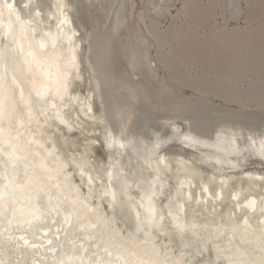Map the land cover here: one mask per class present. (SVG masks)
<instances>
[{"label": "bare ground", "instance_id": "1", "mask_svg": "<svg viewBox=\"0 0 264 264\" xmlns=\"http://www.w3.org/2000/svg\"><path fill=\"white\" fill-rule=\"evenodd\" d=\"M37 1L39 2L15 0L21 19H39L42 21L40 29L56 33L59 16L55 8L57 0ZM133 1L135 10L132 15L128 12L122 21L135 17L137 29H130V24L127 33L122 32L117 36V43L122 51L123 64L132 62L146 69H142L140 73L128 74L113 54L114 44L109 38L112 30L106 10H96L98 16H88L95 25L92 28L85 24L87 32L83 33V24H80L73 14L74 4L70 0H64L67 5L65 13L69 20V23L63 26L64 30L71 28L75 31L77 35L73 39L79 44V78H75L74 74L69 88V93L74 99L63 109L72 128L69 131L58 121L50 119L48 123L55 133L50 132V127L41 123L39 131L43 136L37 135V139L41 142L50 140L55 144L59 156L67 164L68 178L78 188L79 184L75 183L72 173L68 171L69 155L75 157L77 162L84 159L86 170L88 166H94L98 170L109 165L114 166L113 188L118 187L115 179L117 173L121 178L126 176L129 184H135L121 196L123 203L115 212L108 197H103L108 204L106 211L98 203L99 209L109 214L113 227L122 230L125 235L133 230L135 211L140 210L131 205L141 202L147 181L156 175L154 168L159 158L170 166L169 171L159 173L162 177L159 183L164 188V194L153 198L156 207L164 210L165 222L170 220L167 216L169 208H172L174 214L176 212L175 203L179 197L175 185L179 179L185 182V187L191 188V199L187 203L181 201L183 209L180 215L185 220L195 223L198 228L203 225L215 227L227 224L229 214L233 213L231 218L238 220L239 236L244 228V217L255 227L251 216L246 213L254 208H246L244 205L254 200L255 208L259 207L260 196L264 194V156L257 152L259 140L264 139L261 135L264 133V122L260 120L261 116L260 119L252 115L248 117L241 111H225L200 104V101L199 105L184 103L181 100L183 95L178 97L175 91L182 93L187 88L193 91L194 95L216 100L228 107L236 105L241 110H263L264 5L253 6L245 0V10L241 7V0H171L163 7L167 14L157 21L151 14L160 6L158 2L140 0L141 6L137 9V1ZM179 1V12L170 17L168 27L164 29L163 24L170 16L171 8ZM25 4L29 7L22 8ZM35 4L43 6L40 9V17H35L32 12V6ZM244 10L246 13L254 10L252 18L246 22L247 27L231 32L228 25L237 22ZM45 12L53 15L49 18ZM217 16L223 19V24L220 30L214 32L213 26ZM97 30L102 32V35L99 31L96 32ZM90 37H93L94 57L100 65L99 71L105 82L110 85V95L118 101L117 129L108 124L103 116L99 88L89 69L87 43ZM141 43L145 45L143 51L139 46ZM217 49H220L219 56H216ZM259 60L262 61L260 66L257 64ZM180 68L185 76L179 71ZM161 70L167 77H161ZM245 80L248 82L246 85ZM115 83L118 85L113 88ZM123 85L130 87L129 96L123 94ZM137 115L149 119L155 126L151 129L152 135L165 141L159 149H152L154 140L129 131L130 124ZM194 125L205 126L207 133L198 134L193 128ZM184 136L191 137L192 141H185ZM110 139L123 142L127 147L120 148L118 144H110ZM252 140H256L257 144L253 145ZM149 164L153 167H148ZM107 179V176L101 177L102 181ZM219 179L222 185L218 183ZM100 182L95 181L93 185V194L99 195V202L103 200ZM201 185L208 189L206 194L201 193ZM169 189L171 196L167 195ZM213 189L217 193L215 197L211 195ZM257 218L264 220L260 213ZM53 219H58V224L62 222L61 216ZM49 225L52 223L49 222L47 226ZM100 228L98 221L97 228L91 230H81L74 224L73 228L67 229L68 237L61 233L59 242L63 243L66 249L70 248V239L84 241L88 231L96 232ZM202 234L207 235V232ZM230 235L229 228L225 237L217 243L222 248L230 247L227 240ZM160 236L161 242L166 243L165 233H160ZM34 237L30 233L29 238L33 240ZM187 237L189 240L195 239L191 233H188ZM98 242L86 240L88 245ZM56 243L54 239V244ZM233 243L238 244L239 240L236 239ZM173 246L179 247L175 240ZM51 255L50 252L44 254L45 257Z\"/></svg>", "mask_w": 264, "mask_h": 264}, {"label": "snow or ice", "instance_id": "2", "mask_svg": "<svg viewBox=\"0 0 264 264\" xmlns=\"http://www.w3.org/2000/svg\"><path fill=\"white\" fill-rule=\"evenodd\" d=\"M42 7L32 6L35 17L41 16ZM66 7L64 0H57L58 31L52 33L39 28V19H21L15 0H0V264H264V220L251 217L253 227L244 217L239 236L238 220L231 218L233 213L227 224L198 228L180 215L181 201L187 203L191 199V188L179 179L175 185L179 197L176 212L169 208L170 220L165 222V212L156 207L153 198L164 194L159 173L169 171L170 166L159 158L154 168L156 175L147 181L141 202L131 205L140 210L135 211L133 230L125 235L113 227L107 212L94 205L93 185L101 181V199L108 197L115 212L123 203L121 196L135 184H129L126 176L121 178L117 173L118 187L113 188L114 166L99 170L88 166L86 170L84 159L74 160L81 178L87 175L89 189L85 195L68 178L67 164L55 144L37 139V135L43 136L39 131L41 123L48 125L50 119L69 131L72 128L63 109L74 99L69 88L74 74L79 78V44L73 39L75 31L64 30L63 26L69 23ZM44 14L49 18L53 15ZM184 140L191 142L192 138L184 136ZM164 142L157 138L151 147L159 149ZM258 143L257 152L264 156V139ZM110 144L127 147L116 139H110ZM252 144L257 141L252 140ZM102 176L108 179L102 181ZM200 191L206 194L208 189L201 185ZM167 195H172L171 189ZM211 195H217L215 189ZM244 206L255 208L256 202L250 200ZM259 213L264 217V194L260 196ZM56 216L62 217L58 225L53 219ZM97 221L101 228L88 231L84 241L72 238L67 249L59 242L60 233L63 231L68 237L67 229L74 224L81 230H91L97 228ZM49 222L57 225L54 232L47 227ZM229 228L230 247L222 248L217 241L225 237ZM205 231L207 235L202 234ZM29 233L41 242L30 239ZM160 233H165L166 243L161 242ZM188 233L195 239L189 240ZM87 239L99 242L88 245ZM236 239L238 244L233 243ZM174 240L178 248L173 246ZM41 249L52 253L51 257L43 256ZM37 256L42 258L36 259Z\"/></svg>", "mask_w": 264, "mask_h": 264}, {"label": "water", "instance_id": "3", "mask_svg": "<svg viewBox=\"0 0 264 264\" xmlns=\"http://www.w3.org/2000/svg\"><path fill=\"white\" fill-rule=\"evenodd\" d=\"M156 1L160 4V6L154 10V12L151 14V17L157 21L161 20L167 13L164 11L163 7L165 4H169L171 2V0H153ZM35 3H38L39 1L34 0ZM70 2H72L75 6V12H73L76 20L80 23L83 24L82 25V32L86 33L87 29L85 27L86 26H91L89 24V17L91 16V14H94L96 16H98L99 14L95 11L96 10H102L105 9L106 13L109 16V24L111 26V35H110V39L112 40L114 46H113V50L114 53L116 55V58L119 59V63L123 69V67H125L126 72H128V74H135V73H140V71H142V69H146V68H142L140 64H135V63H130L127 64L126 63H122V51L120 50V45H118V35L121 34L122 32L127 33L126 31H128V29L130 28V24H132V28H135L136 24H137V20L136 19H132L131 17L127 20L124 19V21H122V19L124 18L125 15H128L127 13L129 12V14L132 15V12L135 10L134 9V1L133 0H125L124 2H121V0H70ZM141 2H139V0H137V6L136 8L138 9L140 7ZM22 8H25L24 6H22ZM94 12V13H93ZM89 16V17H88ZM88 22V23H87ZM93 28V26H92ZM97 32V31H96ZM96 32H93L94 34ZM138 35V34H137ZM137 35H135V37L137 38ZM140 48H142V51L144 50V46L143 43L139 44ZM147 46H149L147 44ZM87 47H88V65H89V69L90 72L93 76V78L96 81V84L98 85L99 88V92L101 95V108L103 110V116L106 118L107 123L111 124L115 129H117L118 127V101L115 100V98H113L110 95V88H109V84L105 82L104 78L102 77L100 71H99V67L100 65L97 64L96 62V58L94 57V50H93V37H90V41L89 43H87ZM147 48V47H146ZM101 70V69H100ZM256 82H258L256 80ZM262 83V82H261ZM116 85H118V83L113 84V88L117 87ZM134 85V84H132ZM130 87L128 85H123V94L129 96L131 94L130 92ZM143 95V94H141ZM142 101V100H141ZM152 122L144 117H140L139 115L134 117V120L132 121V123L130 124L129 127V131L133 134H136L138 136H144L147 137L149 139L152 140H156V138L152 135V131L151 129L155 126H153L151 124ZM50 125V126H49ZM47 127H50V132H54L53 127L51 126V124L48 123V125H46ZM193 128L195 130H197L196 132L198 134H205L207 133V129L205 126H197L194 125ZM55 133V132H54ZM59 135V133L57 134ZM69 159V165H68V171L69 173H72V178L75 181V183L79 184L80 186V191L83 192L85 195L88 194V189H89V185L87 184V175L82 179L81 175H80V171L77 169V167L75 166L74 163H72V161L75 160V157H73L72 155H69L68 157ZM76 161V160H75ZM93 161V159H92ZM218 183L220 185H222L221 180H218ZM225 185H223V189H225L224 187ZM92 195H94L93 197V203L94 205L98 206V203H100V207L106 211V209H108V204L107 201L105 199L101 200L99 202V195H95L92 193ZM193 201V200H192ZM248 215H250L251 217L255 216L258 217L259 214V207L254 208V210H247ZM57 221V225L60 222L58 219ZM57 225L52 224L51 226H47L48 228L52 229V231H55V228L57 227ZM119 225H121V222L119 223ZM63 233V231L61 232ZM61 233H60V237L59 240L61 239ZM30 235V233H29ZM39 235V234H37ZM49 236L51 237V232L49 233ZM54 239L53 238V243H54ZM36 242H41L39 240H37V236L34 237L33 239ZM41 252L46 255L47 251L45 249H41ZM36 258V257H35Z\"/></svg>", "mask_w": 264, "mask_h": 264}, {"label": "rangeland", "instance_id": "4", "mask_svg": "<svg viewBox=\"0 0 264 264\" xmlns=\"http://www.w3.org/2000/svg\"><path fill=\"white\" fill-rule=\"evenodd\" d=\"M137 1V0H136ZM242 1V3H241V7H242V9H245V10H247V6H246V3H245V0H241ZM249 2H250V4H252L253 6H255V5H257V4H259V6H262V5H264V0H248ZM139 2H140V0H139ZM140 6H141V4H140ZM181 8V2L179 1V2H177L175 5H174V8L172 7L171 8V12H170V16H168V19L165 21V23L163 24V28L165 29L166 27H168V24H169V21H170V17H172L173 15H176L175 13H178L179 12V9ZM243 11V14L241 15V18L237 21V22H233L230 26L228 25V29L230 28V31L231 32H233L234 30H237V29H241V30H243V29H245L246 27H247V24H246V22L247 21H249L251 18H252V16H253V14H254V10H252V11H250L249 13H246V11ZM245 14H247V15H245ZM247 16V17H246ZM133 19H135V17H133ZM217 20V21H216ZM239 22V23H238ZM89 24L91 25V26H94L95 24H94V22H92V20L91 19H89ZM222 24H223V19L221 18V17H219V16H217L216 17V19H215V26H213L214 28H213V31L214 32H217L218 30H220V28H221V26H222ZM218 25V26H217ZM246 26V27H245ZM236 27V28H235ZM135 28H136V26H135ZM137 29V28H136ZM99 30H97V32H98ZM99 34H101L102 32H98ZM97 33V34H98ZM102 35V34H101ZM252 35V37H254V33H252L251 34ZM235 50V49H234ZM234 50L231 52V55L234 53ZM202 53V52H201ZM153 55H154V51L151 53V56H152V58H153ZM220 55V49H217V55L216 56H219ZM155 63H156V60H155ZM157 65H158V63H156ZM257 64L260 66L261 64H262V61L261 60H259V61H257ZM175 68L176 67H178V66H174ZM173 67V68H174ZM179 71L180 72H182V69L180 68L179 69ZM183 73V72H182ZM164 74V75H163ZM165 75H166V73L163 71V70H161V77H165ZM182 75V74H181ZM183 75H184V73H183ZM182 75V76H183ZM185 76V75H184ZM166 77H167V75H166ZM254 77V76H253ZM183 78V77H182ZM255 78V77H254ZM248 82H247V80H245V82H244V84L246 85ZM263 86H264V83H263ZM178 90V89H177ZM176 93H175V95L176 96H178V97H180V96H182L181 97V100L182 101H184V103H189V104H196V105H199V102L198 101H200V104H205V105H209L210 107H214V108H218V109H221V110H225V111H232V112H234L235 110L236 111H241L242 113H244V114H246L248 117L250 116V115H252V116H256V117H260L259 119L262 121V122H264V119H262V118H264V109L263 110H256V108H247L245 111L244 110H241V109H239L236 105H233V106H229L228 107V105H223V104H221L220 102H218V101H216V100H208V99H206L205 97H202V96H197V95H194V93H193V91H191L190 89L188 90L187 88L185 89V90H183L182 91V93H180V92H177V91H175ZM192 95H193V97H192ZM189 96V97H188ZM195 96H197V98H195ZM208 101V102H207ZM197 102V103H196ZM207 102V103H206ZM212 102V103H211ZM235 106V107H234ZM247 111H249V112H247ZM251 111V112H250ZM256 111V112H255Z\"/></svg>", "mask_w": 264, "mask_h": 264}]
</instances>
